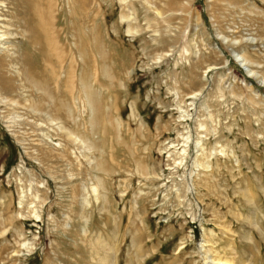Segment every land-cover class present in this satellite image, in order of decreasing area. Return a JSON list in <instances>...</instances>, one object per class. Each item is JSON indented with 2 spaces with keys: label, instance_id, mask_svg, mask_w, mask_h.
I'll return each mask as SVG.
<instances>
[{
  "label": "rangeland",
  "instance_id": "1",
  "mask_svg": "<svg viewBox=\"0 0 264 264\" xmlns=\"http://www.w3.org/2000/svg\"><path fill=\"white\" fill-rule=\"evenodd\" d=\"M30 1L0 5V264H264V0H34L46 64Z\"/></svg>",
  "mask_w": 264,
  "mask_h": 264
},
{
  "label": "bare ground",
  "instance_id": "2",
  "mask_svg": "<svg viewBox=\"0 0 264 264\" xmlns=\"http://www.w3.org/2000/svg\"><path fill=\"white\" fill-rule=\"evenodd\" d=\"M72 1V0H71ZM71 1H70V3H71ZM78 1V0H77ZM77 1H76V3H77ZM125 1V0H124ZM216 1V0H215ZM220 1H223V0H220ZM5 2H6V0L5 1H3V3L2 2H0V5H2L3 7H5ZM48 3L50 2V0H48L47 1ZM73 2V1H72ZM75 2V1H74ZM124 3V2H123ZM190 2H189V0H185V2H182V5L183 6H186V5H188ZM50 5H52V3L50 2L49 3ZM78 4V3H77ZM79 4H80V2H79ZM50 5L47 7V12H41L40 11V9H37L36 7H35V4H34V0H32V1H30V6H31V9H32V12H33V14H32V12L30 11L29 13H30V17L32 18V20H33V26H34V29L31 31V34H32V36H34L35 37V39L37 40H35L36 42H34V43H37L38 42V46H39V51H37V52H39V54L38 55H40V57H42V59L41 60H43V62L45 63V61H47V60H44V57L45 56H47V48L50 46V41L52 40H50L49 38L51 37H49V28H50V25L51 24H53V22L51 21L52 20V18L50 19L49 18V13H52L51 15H53V12H52V10L51 9H53V8H51L50 7ZM71 5H76V4H73V3H71ZM79 6V5H78ZM78 6H77V8H78ZM81 6H83L82 4H81ZM80 6V7H81ZM76 7V6H75ZM79 7V8H80ZM73 8V7H72ZM50 10H51V12H50ZM54 10V9H53ZM0 15H1V13H0ZM54 18V17H53ZM127 18V17H126ZM50 22H52L51 24H50ZM6 26V25H5ZM48 26H49V28H48ZM53 26V25H52ZM5 27H4V22H3V18L0 16V90H2V87H3V85L5 84V85H9V80H10V78H9V76L11 75V73H14V75L15 76H18V72L17 71H15V68L14 69H12L9 65L7 66V65H5V64H7V62H8V59L10 58V57H12L11 56V54L9 53V50L10 49H8V46H5L4 47V44H6V41L8 40V34L5 32V29H4ZM7 29V28H6ZM51 29V28H50ZM90 31H92V30H90ZM51 32H52V30H51ZM89 33V32H88ZM52 34H54V33H52ZM52 34H50V35H52ZM53 36V35H52ZM56 37V36H55ZM90 37V36H89ZM95 39V38H94ZM80 40H82V39H80ZM88 41V40H87ZM95 41V40H94ZM52 42V41H51ZM241 42V41H240ZM33 43V44H34ZM90 43V42H89ZM88 44V43H87ZM35 45H37V44H35ZM77 45V44H76ZM91 45V44H90ZM35 47V46H34ZM77 47V46H76ZM78 48V47H77ZM80 48V47H79ZM38 49V48H37ZM81 49V48H80ZM80 51H82V49L80 50ZM51 53H52V51H51ZM76 53V52H75ZM52 55V54H51ZM50 56V55H49ZM73 56H74V54H73ZM83 56H85V55H83ZM81 57V56H80ZM74 59V58H73ZM81 60H82V58H81ZM86 60V59H85ZM248 60V59H247ZM74 61V60H73ZM42 62V61H41ZM77 62V61H76ZM85 62V61H84ZM43 63V64H44ZM46 64V63H45ZM44 64V65H45ZM42 65V64H41ZM43 65V66H44ZM45 66H47V65H45ZM74 66V65H73ZM83 66V65H82ZM242 66V65H241ZM53 68V67H52ZM51 68V69H52ZM45 69V68H44ZM54 69V68H53ZM52 69V70H53ZM73 69V68H72ZM82 70V69H81ZM86 70V69H85ZM45 71H46V69H45ZM49 71V70H48ZM54 71H55V69H54ZM54 71H53V76L55 77V78H59V77H61L60 75H62V73L61 72H59V73H54ZM65 71V70H64ZM63 71V72H64ZM69 71V70H68ZM47 72V71H46ZM56 72V71H55ZM71 72V71H70ZM65 73V72H64ZM66 74V73H65ZM73 74V73H72ZM39 75V74H38ZM46 75V74H45ZM50 75V74H49ZM26 76V74L24 75V77ZM43 75H41V77H42ZM70 76H72V75H70ZM51 77H52V75H51ZM50 77V78H51ZM68 77V76H67ZM44 78H45V76H44ZM43 78V79H44ZM71 78V77H70ZM73 78V77H72ZM53 80V79H52ZM59 80V79H58ZM41 81H42V78H41ZM74 81V80H73ZM72 81V82H73ZM80 81V80H79ZM40 82V81H39ZM56 83V82H55ZM70 83V82H69ZM262 83V82H261ZM37 84L38 85H41L40 83H38L37 82ZM43 84V83H42ZM72 84V83H71ZM80 84H82V83H80ZM84 84V83H83ZM53 85H55L54 83H53ZM262 85V84H261ZM10 86V85H9ZM45 86V85H44ZM82 86V85H81ZM57 87V86H56ZM55 87V88H56ZM85 87H87V86H85ZM70 88V87H69ZM81 88V87H80ZM89 88H90V86H89ZM83 89H84V87H83ZM70 90V89H69ZM76 90V89H75ZM71 91V90H70ZM84 91V90H83ZM88 90H85V92H87ZM69 92V91H68ZM82 92V91H81ZM89 92V91H88ZM77 93V92H76ZM88 94V93H87ZM69 95V94H68ZM72 95V94H71ZM73 96V95H72ZM72 96H71V99H72ZM77 97H79L78 95H77ZM66 98V97H65ZM69 98V97H68ZM67 98V99H68ZM85 98H86V93H85ZM87 98H89V97H87ZM86 100V99H85ZM65 101V100H64ZM82 101V100H81ZM85 103V102H84ZM89 103V102H88ZM90 104V103H89ZM88 104V105H89ZM48 106V105H47ZM90 106H91V104H90ZM35 109H37V108H35ZM34 110V109H33ZM63 113V112H62ZM61 113V114H62ZM46 114V113H45ZM47 118V122H49L51 125H53L54 127L52 128V129H55L52 133H51V130L50 131H47L48 129H43V131L42 132H40V134L39 135H44L45 136V138L46 137H48L49 135H57V133H59V134H63V136H64V138L69 142V143H67L68 145L70 144V146H71V144H73L74 145V143L75 142H77V143H79L78 141H80L79 140V138H78V136H77V133L75 132V131H73V130H69V129H67V128H65L62 124H60V122H58V121H53V120H55V119H51V118H49V117H46ZM92 120V119H91ZM90 122H93V121H90ZM37 124V123H36ZM91 125H92V123H91ZM45 127V126H44ZM47 128V127H46ZM50 128V127H49ZM41 129V128H40ZM42 130V129H41ZM45 130V131H44ZM48 135V136H47ZM44 136H42V137H44ZM40 138V137H39ZM43 142H44V144H46V145H48V140L46 141L45 139H41ZM39 144H41V142L39 143ZM50 144V143H49ZM66 144V143H65ZM43 145V144H42ZM52 147H51V151H50V149H49V146H48V151H50V152H56V151H59V153H57L56 155H57V157H54V158H57V159H64V161H65V159L67 158V156L69 155V156H71V155H73V154H71L72 152H69V153H66L67 152V150L68 149H65V146L66 145H62L60 142H58L57 144H54V145H51ZM68 148V147H67ZM60 149V150H59ZM64 150V151H63ZM70 151V150H69ZM183 153L185 152V150L184 149H182L181 150ZM66 154H65V153ZM182 153V154H183ZM71 154V155H70ZM68 156V157H69ZM66 160H68V158L66 159ZM22 202V201H21ZM21 204V203H20ZM34 216H35V218H37L38 216L37 215H35V213L33 214ZM208 262V261H207ZM218 262V261H217ZM212 263V261L210 262V264ZM219 263H221V264H227L226 263V261H219ZM212 264H214V263H212ZM217 264V263H216Z\"/></svg>",
  "mask_w": 264,
  "mask_h": 264
}]
</instances>
